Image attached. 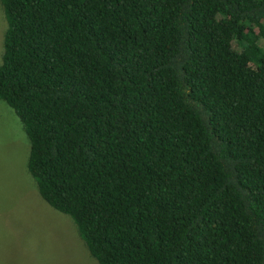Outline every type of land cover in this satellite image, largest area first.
<instances>
[{"label": "trees", "instance_id": "obj_1", "mask_svg": "<svg viewBox=\"0 0 264 264\" xmlns=\"http://www.w3.org/2000/svg\"><path fill=\"white\" fill-rule=\"evenodd\" d=\"M0 1V100L99 264H264V0Z\"/></svg>", "mask_w": 264, "mask_h": 264}, {"label": "rangeland", "instance_id": "obj_2", "mask_svg": "<svg viewBox=\"0 0 264 264\" xmlns=\"http://www.w3.org/2000/svg\"><path fill=\"white\" fill-rule=\"evenodd\" d=\"M7 22L0 1V65ZM30 140L0 100V264H99L71 217L40 196L28 171Z\"/></svg>", "mask_w": 264, "mask_h": 264}, {"label": "crops", "instance_id": "obj_3", "mask_svg": "<svg viewBox=\"0 0 264 264\" xmlns=\"http://www.w3.org/2000/svg\"><path fill=\"white\" fill-rule=\"evenodd\" d=\"M2 101V100H1ZM4 102V101H3ZM11 108V107H10Z\"/></svg>", "mask_w": 264, "mask_h": 264}]
</instances>
